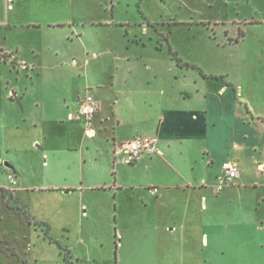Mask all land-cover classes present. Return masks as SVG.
Wrapping results in <instances>:
<instances>
[{
    "label": "crops",
    "instance_id": "crops-1",
    "mask_svg": "<svg viewBox=\"0 0 264 264\" xmlns=\"http://www.w3.org/2000/svg\"><path fill=\"white\" fill-rule=\"evenodd\" d=\"M220 3L226 12L176 21L169 30L144 12L131 19L118 0H111V17L104 20L24 25L0 19V30L62 31L65 45L55 35V44L31 45L25 53L21 32L15 47L0 44V74L8 68L11 75L0 76L5 149L28 142L38 148L43 167L59 178L40 193L78 197L81 222L106 216L115 235L143 246L137 257L144 262L175 260L158 246L186 241L206 224L214 227V210L222 205L259 213L264 207V111L254 110L245 87V81H259L231 77V70L246 73L253 56L264 62V0H210L209 7ZM246 4L253 6L250 14ZM231 5L235 13L227 12ZM232 47L239 49L233 63L225 55ZM86 94L100 104L90 125L94 137L78 116ZM136 136L156 138L159 153L127 163L117 150ZM224 162L240 173L219 189ZM0 166L16 179L12 194H0L21 203L30 190L22 169L3 155ZM245 222L264 237V214ZM99 234L86 233L94 240Z\"/></svg>",
    "mask_w": 264,
    "mask_h": 264
},
{
    "label": "rangeland",
    "instance_id": "rangeland-1",
    "mask_svg": "<svg viewBox=\"0 0 264 264\" xmlns=\"http://www.w3.org/2000/svg\"><path fill=\"white\" fill-rule=\"evenodd\" d=\"M118 1L126 6L127 16L131 19L136 16L140 17V13L144 12L149 19L151 16L160 28L167 30L170 29L171 23L176 21H188L192 17L199 18L203 14L212 16L215 13L226 12L222 3L213 9L210 8V0ZM139 6L140 9L137 8ZM259 6L264 11V5ZM252 9L253 6L246 4L247 14H250ZM235 11V5H231L229 11L227 10L228 13H235ZM111 14V0H0V19L3 16H9L13 21L15 19L24 25L47 23L48 21H69L81 17H86L88 20H104L109 19ZM20 32L21 45L25 53L30 54L31 45L46 49L55 35H58L57 44H62L60 38L62 31H51L46 28L40 31L22 28L17 33L14 28H2L0 44L15 47L19 42L20 37L17 34ZM219 40H223L222 35H219ZM53 44H55L54 41ZM61 46H65L64 43ZM238 52V48L232 47L226 50L225 55L233 63ZM46 54L48 53H45V56ZM250 62L251 65L246 67V73L239 75L231 70V77L259 81L255 86L245 81V87L249 95L248 100L254 110L264 111V62L262 64L255 56ZM0 76L9 80L11 78L9 69L4 68ZM5 142L6 139L0 134V156L8 157L11 162L19 165L24 174L23 185L29 187L30 190L21 194L22 202L19 204L10 198L3 199L0 194V236L3 235L0 237V264L153 263L138 259L137 256L144 252L143 246L127 244L125 234L123 240L115 235L111 220H104L106 216L81 222L82 212L80 210L79 213L80 200L78 197L70 196L66 199L61 194L40 193L41 186L59 180L57 175L54 176L52 168L43 167L45 158L38 159L36 156L38 148L31 149L30 142L21 143L23 148L9 146L10 154H6L8 149L5 148L8 143ZM1 189H5L7 195L12 194L9 179L0 166ZM214 214H217L219 219V222L215 221L214 227L206 224L204 229L193 232L190 239L186 241L185 239L182 242L177 240V243L173 244L168 240L166 244L158 246L159 253L173 254L175 260L155 263L264 264V237H261L262 235L254 228H249L246 222L243 223L245 220L258 219L264 214V207L259 213L251 210L250 207L241 208L240 204L222 205L214 210ZM46 225H49V230ZM89 226L96 228L92 229ZM89 230L100 233V239L94 240L87 236L86 233Z\"/></svg>",
    "mask_w": 264,
    "mask_h": 264
},
{
    "label": "built area",
    "instance_id": "built-area-1",
    "mask_svg": "<svg viewBox=\"0 0 264 264\" xmlns=\"http://www.w3.org/2000/svg\"><path fill=\"white\" fill-rule=\"evenodd\" d=\"M1 57L2 56L0 55V58ZM99 110L100 104L91 94H86L80 100L78 116L83 118L87 123L88 128L86 133L91 137L95 136V132L90 128V125L92 124ZM117 151H121L123 153L124 159L127 163H132L140 156L145 154L153 155L159 153L157 148V139L142 136H136L133 140L122 144L121 149H118ZM222 169L223 176L221 183L218 186L219 189H221L225 184H232L238 178L240 173L239 168L232 162H224ZM8 179L13 189V187L16 185L15 176L13 174H9Z\"/></svg>",
    "mask_w": 264,
    "mask_h": 264
},
{
    "label": "trees",
    "instance_id": "trees-1",
    "mask_svg": "<svg viewBox=\"0 0 264 264\" xmlns=\"http://www.w3.org/2000/svg\"><path fill=\"white\" fill-rule=\"evenodd\" d=\"M139 9H140V6H139ZM140 12H141V11H140ZM141 14H142L143 17L145 16L143 12H141ZM170 52H171L172 56L174 57V59H175L179 64H181V63H182V60H181L180 58L177 57V55L172 51V49H170ZM188 66H189V65H188ZM0 191L3 192L2 194H5V190H4V189H1ZM3 196H4V195H3ZM46 227H47V229L49 230V226L46 225Z\"/></svg>",
    "mask_w": 264,
    "mask_h": 264
}]
</instances>
